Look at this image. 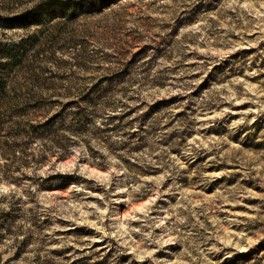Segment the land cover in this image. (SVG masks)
I'll list each match as a JSON object with an SVG mask.
<instances>
[{"label": "rangeland", "instance_id": "1", "mask_svg": "<svg viewBox=\"0 0 264 264\" xmlns=\"http://www.w3.org/2000/svg\"><path fill=\"white\" fill-rule=\"evenodd\" d=\"M0 264H264V0H0Z\"/></svg>", "mask_w": 264, "mask_h": 264}, {"label": "trees", "instance_id": "2", "mask_svg": "<svg viewBox=\"0 0 264 264\" xmlns=\"http://www.w3.org/2000/svg\"><path fill=\"white\" fill-rule=\"evenodd\" d=\"M3 92V84H2V80L0 78V95H2Z\"/></svg>", "mask_w": 264, "mask_h": 264}]
</instances>
